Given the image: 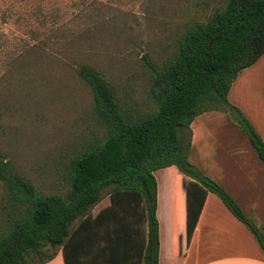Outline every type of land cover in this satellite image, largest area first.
Segmentation results:
<instances>
[{"label":"trees","instance_id":"16d2710c","mask_svg":"<svg viewBox=\"0 0 264 264\" xmlns=\"http://www.w3.org/2000/svg\"><path fill=\"white\" fill-rule=\"evenodd\" d=\"M224 2L186 30L161 68L146 59L153 109L123 105L103 74L79 68L100 132L68 162L64 193H43L0 157L7 200L0 264H47L60 251L65 264H159L155 172L171 167L184 178L179 215L187 244L213 193L264 251V228L190 162L192 123L209 112L229 114L264 162V141L229 99L240 74L264 56V0ZM106 196L110 205L93 216Z\"/></svg>","mask_w":264,"mask_h":264},{"label":"rangeland","instance_id":"374dc122","mask_svg":"<svg viewBox=\"0 0 264 264\" xmlns=\"http://www.w3.org/2000/svg\"><path fill=\"white\" fill-rule=\"evenodd\" d=\"M224 5V0H0V157L43 193H64L68 162L100 132L79 68L88 65L103 74L123 105L153 109L146 59L161 68L186 30ZM241 150L220 149L218 160L231 179L229 190L223 188L242 209ZM164 171L156 173L161 189ZM6 201L0 182V236ZM110 202L106 196L99 209Z\"/></svg>","mask_w":264,"mask_h":264},{"label":"crops","instance_id":"0c3cea01","mask_svg":"<svg viewBox=\"0 0 264 264\" xmlns=\"http://www.w3.org/2000/svg\"><path fill=\"white\" fill-rule=\"evenodd\" d=\"M229 99L246 115L264 141V56L240 74L230 90ZM191 129L190 162L228 190L226 182L231 179L225 165L218 160V153L223 148L230 152L236 145L242 147L238 151L242 153V211L264 228V162L249 137L229 114L223 112L200 115ZM162 170H165L162 189L157 180L159 264H264V251L253 233L213 193L208 194L187 244L179 215L184 178L178 175L176 167ZM100 204L92 211L93 216L106 208L99 209ZM47 264H65L63 251Z\"/></svg>","mask_w":264,"mask_h":264}]
</instances>
